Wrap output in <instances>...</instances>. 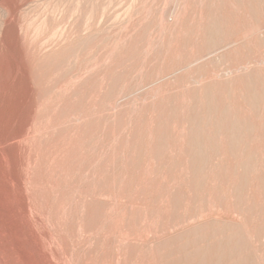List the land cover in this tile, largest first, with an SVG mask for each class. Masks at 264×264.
<instances>
[{
  "label": "rangeland",
  "instance_id": "374dc122",
  "mask_svg": "<svg viewBox=\"0 0 264 264\" xmlns=\"http://www.w3.org/2000/svg\"><path fill=\"white\" fill-rule=\"evenodd\" d=\"M207 263L264 264V0H0V264Z\"/></svg>",
  "mask_w": 264,
  "mask_h": 264
},
{
  "label": "bare ground",
  "instance_id": "6f19581e",
  "mask_svg": "<svg viewBox=\"0 0 264 264\" xmlns=\"http://www.w3.org/2000/svg\"><path fill=\"white\" fill-rule=\"evenodd\" d=\"M249 4V3H248ZM251 10V9H250ZM209 23H210V21H209ZM256 23V22H255ZM215 29V28H214ZM224 30V29H223ZM217 45V44H216ZM224 63V62H223ZM219 64V63H218ZM219 66V65H218ZM223 67V66H222ZM247 74V73H246ZM240 83H241V81H240ZM220 84V83H219ZM252 85V84H251ZM221 86H223V83H222V85ZM238 87V86H237ZM245 95V94H244ZM213 98V97H212ZM222 98V97H221ZM245 99V98H244ZM194 103V102H193ZM204 105V104H203ZM221 106V105H220ZM207 107V106H206ZM227 113V112H226ZM229 114H230V112H229ZM223 122V121H222ZM223 127V126H222ZM244 129V128H243ZM225 130V129H224ZM224 132V131H223ZM245 134V133H244ZM221 141H223V140H221ZM226 141V140H225ZM236 141V140H235ZM227 142V141H226ZM240 142V141H239ZM221 144V143H220ZM203 147V146H202ZM204 148V147H203ZM219 150V149H218ZM221 151V150H220ZM240 154V153H239ZM245 154V153H244ZM236 156V155H235ZM223 157V156H222ZM231 157V156H230ZM204 159V158H203ZM229 167V166H228ZM229 169H231V168H229ZM243 173V172H242ZM238 180V179H237ZM195 185V184H194ZM245 191V190H244ZM194 243V242H193ZM195 244V243H194ZM191 246H193V245H191ZM208 264V263H207Z\"/></svg>",
  "mask_w": 264,
  "mask_h": 264
}]
</instances>
